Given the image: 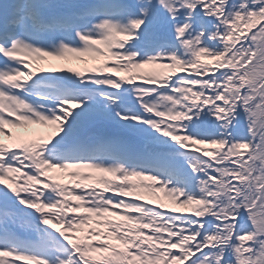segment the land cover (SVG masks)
<instances>
[{
  "label": "snow or ice",
  "instance_id": "obj_1",
  "mask_svg": "<svg viewBox=\"0 0 264 264\" xmlns=\"http://www.w3.org/2000/svg\"><path fill=\"white\" fill-rule=\"evenodd\" d=\"M0 264H264V0H0Z\"/></svg>",
  "mask_w": 264,
  "mask_h": 264
},
{
  "label": "rangeland",
  "instance_id": "obj_2",
  "mask_svg": "<svg viewBox=\"0 0 264 264\" xmlns=\"http://www.w3.org/2000/svg\"><path fill=\"white\" fill-rule=\"evenodd\" d=\"M62 62V61H61ZM64 64H68V65H72V66H76V68L80 69V70H83L84 68H87V67H92L94 65H96L97 61H93L91 60L90 58L87 60V63L83 62V61H66V62H62ZM62 66H65V65H62ZM157 71H159V69H155ZM62 179H63V182L65 181V183H68L69 182V176H68V173H63V174H59ZM147 183V182H145ZM141 196H142V200L141 202H145V201H151V206H155L156 204H164L165 205V208H173L175 207L174 204H172V202L170 200H167L164 198V194L163 193H158L156 195H151L149 193H147L146 191H143L141 190V192L139 193Z\"/></svg>",
  "mask_w": 264,
  "mask_h": 264
},
{
  "label": "bare ground",
  "instance_id": "obj_3",
  "mask_svg": "<svg viewBox=\"0 0 264 264\" xmlns=\"http://www.w3.org/2000/svg\"><path fill=\"white\" fill-rule=\"evenodd\" d=\"M49 65H58V66H62L64 65L62 62L59 61H48ZM66 66H70V65H66Z\"/></svg>",
  "mask_w": 264,
  "mask_h": 264
}]
</instances>
